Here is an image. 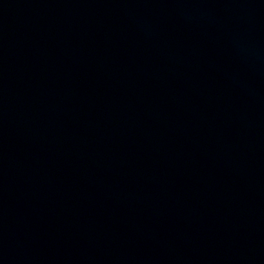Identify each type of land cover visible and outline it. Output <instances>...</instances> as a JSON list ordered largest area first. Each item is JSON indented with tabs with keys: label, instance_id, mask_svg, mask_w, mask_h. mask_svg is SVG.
Returning a JSON list of instances; mask_svg holds the SVG:
<instances>
[{
	"label": "water",
	"instance_id": "water-1",
	"mask_svg": "<svg viewBox=\"0 0 264 264\" xmlns=\"http://www.w3.org/2000/svg\"><path fill=\"white\" fill-rule=\"evenodd\" d=\"M0 264H264V0H0Z\"/></svg>",
	"mask_w": 264,
	"mask_h": 264
}]
</instances>
